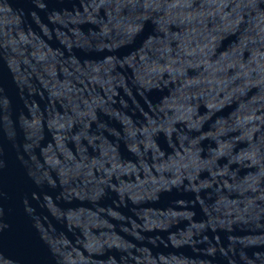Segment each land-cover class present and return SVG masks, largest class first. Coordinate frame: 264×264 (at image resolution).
<instances>
[{
	"label": "water",
	"instance_id": "water-1",
	"mask_svg": "<svg viewBox=\"0 0 264 264\" xmlns=\"http://www.w3.org/2000/svg\"><path fill=\"white\" fill-rule=\"evenodd\" d=\"M0 264H264V0H0Z\"/></svg>",
	"mask_w": 264,
	"mask_h": 264
}]
</instances>
